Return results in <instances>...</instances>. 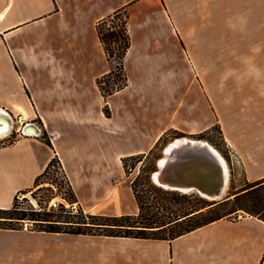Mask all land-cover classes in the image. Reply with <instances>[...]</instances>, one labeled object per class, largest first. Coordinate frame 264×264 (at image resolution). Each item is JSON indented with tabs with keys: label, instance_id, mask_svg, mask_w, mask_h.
<instances>
[{
	"label": "crops",
	"instance_id": "crops-1",
	"mask_svg": "<svg viewBox=\"0 0 264 264\" xmlns=\"http://www.w3.org/2000/svg\"><path fill=\"white\" fill-rule=\"evenodd\" d=\"M200 1L208 3V15L217 2ZM250 1L264 7V0ZM120 9L130 11L132 46L125 59L132 54L134 63L146 65L154 52L166 51L165 39L160 46L146 42L153 33L171 28L169 16L158 12V0H0V130L7 120L4 113L15 108L28 117L37 115L53 146L39 143L38 151L37 139L24 138L0 150L1 209H10L18 194L30 192L55 156L85 212L108 207L112 140L123 146L125 132L112 135L111 119L99 100L96 80L109 70L103 71L96 56V45H102L96 26ZM41 71L77 84L80 92L59 84L48 92L41 85ZM79 77L90 79L89 87L79 84ZM69 95L86 102H62ZM53 99L57 106H42ZM169 130L145 143L134 136L135 148L122 151L119 160L150 151ZM229 144L233 147L235 140L230 138ZM137 213L138 207L106 215ZM0 264H264V221L251 215L222 219L172 241L0 229Z\"/></svg>",
	"mask_w": 264,
	"mask_h": 264
},
{
	"label": "rangeland",
	"instance_id": "rangeland-1",
	"mask_svg": "<svg viewBox=\"0 0 264 264\" xmlns=\"http://www.w3.org/2000/svg\"><path fill=\"white\" fill-rule=\"evenodd\" d=\"M158 2V12L169 16L171 28L167 33H153L146 42L149 45H159L165 39L166 51L154 52L146 58L147 64L140 66L132 61L130 54L124 60L127 86L106 99L98 86L102 76L96 80L104 114L111 119L112 135H118L120 130L125 134L121 135L124 136L121 140L124 142L123 146L119 139L112 140L109 205L103 209H87L85 214L106 215L113 211L127 212L137 208L130 184L138 171L130 177L126 176L119 155L122 151L135 148L134 136L141 137L144 143L149 142L155 133L164 128L183 133L189 139L204 140L223 156L230 170L229 190L218 201L226 200L239 192L247 183L263 179L260 178L264 175L263 4L250 0H217L208 8L211 19L207 18L209 15L205 5L208 3L205 1ZM248 4L252 7H248ZM126 10L130 17L129 9ZM59 46L66 45L51 47ZM56 51L57 49L52 53L57 57ZM96 52V56L101 57L103 71L109 70V73L119 64L117 58L108 59L103 45H96ZM38 73L43 75L41 85L48 92L55 89L56 84L80 92L77 84L72 85L66 79L56 80L48 72ZM79 79V84L89 87L90 79ZM116 83L118 87L120 82ZM62 102L76 105L86 102V99L73 100L69 95ZM58 103V100L53 99L51 104L44 101L42 106L53 108ZM6 112L12 118L13 127L7 137L0 139V150L12 147L24 138H34L37 139V142H33L34 147L41 151L39 143L46 144L50 138L38 116L22 115L15 108ZM31 123L40 128L38 137L24 135V125ZM214 126H219L218 130L213 129L206 139L196 136ZM173 137L172 133L168 140ZM177 138L182 137H174L168 144ZM230 138L235 140L233 147L229 144ZM168 144L163 147L161 157ZM68 181L62 167L56 163L50 174L41 179L38 187L35 182L30 192L20 195V208L29 210L36 206L50 211L49 203L53 200L63 205L65 198L69 197ZM156 187L161 188L158 185ZM175 192L179 195L194 194L190 201L196 204L199 197H202L195 192ZM163 198L168 200L171 196ZM70 205L69 210L74 209L77 213L78 204ZM187 205L189 201L184 202L182 207ZM100 210L101 214H95ZM247 215L249 214L244 210H237L228 218L238 219ZM11 226L36 231L42 229L31 221Z\"/></svg>",
	"mask_w": 264,
	"mask_h": 264
},
{
	"label": "trees",
	"instance_id": "trees-1",
	"mask_svg": "<svg viewBox=\"0 0 264 264\" xmlns=\"http://www.w3.org/2000/svg\"><path fill=\"white\" fill-rule=\"evenodd\" d=\"M129 22L127 10L120 9L102 19L96 26L98 37L108 59L117 58L119 60V64L98 81V86L105 99L127 86L124 60L132 46ZM117 81L120 82L118 87H116ZM218 128L219 126H214L196 136L206 139L213 129L218 130ZM172 133L174 137L185 136L171 129L158 140L150 151L122 158L126 176L130 177L132 173L138 171L130 184L138 207L137 214L120 216L85 214L80 205H78L77 213L74 209L65 210L64 208L58 212L45 208L40 211L34 208L25 210L20 208L19 199L20 195L25 194L24 192L15 197L10 209L0 208V229L19 230L22 228L11 225L31 221L42 227L38 231L47 233L172 241L213 222L228 219L237 210H244L249 215L264 221V178L254 183H247L239 192L232 194L226 200L209 201L199 197L197 204L190 201L195 196L194 194L179 195L175 191H166L156 187L151 176L157 170L159 159L162 158L163 147L174 139L173 137L168 140ZM46 144L53 147L50 140ZM56 163L62 167L60 160L55 156L46 170L36 179L37 187L41 179L50 174ZM67 186L69 197L65 200L72 205L77 204L78 198L70 181ZM163 196H171V199L166 200ZM186 201H189V205L182 207ZM178 205L181 207H176ZM77 216L80 217L77 218ZM62 218L65 219L62 220ZM7 224L10 226H5Z\"/></svg>",
	"mask_w": 264,
	"mask_h": 264
},
{
	"label": "water",
	"instance_id": "water-1",
	"mask_svg": "<svg viewBox=\"0 0 264 264\" xmlns=\"http://www.w3.org/2000/svg\"><path fill=\"white\" fill-rule=\"evenodd\" d=\"M186 139L194 140L186 137L175 139L184 140V143L180 147L173 148L170 153L166 151L170 145L168 144L151 179L156 185L166 190L181 192L180 190L188 191L200 188L207 195L214 197L222 191L224 176L223 173L210 175L209 171L212 167L219 169L221 166L211 149L200 144L201 140H194L195 143H193ZM164 158H168L169 161L166 165H161ZM163 184L168 185L169 188Z\"/></svg>",
	"mask_w": 264,
	"mask_h": 264
},
{
	"label": "bare ground",
	"instance_id": "bare-ground-1",
	"mask_svg": "<svg viewBox=\"0 0 264 264\" xmlns=\"http://www.w3.org/2000/svg\"><path fill=\"white\" fill-rule=\"evenodd\" d=\"M3 113V112H2ZM4 115H6V118L7 120H5L6 124H5V127L0 130V139L2 138H5L7 137L11 131H12V127H13V121L12 119L10 118V115H7L4 113ZM10 128V130H9ZM26 134H31V135H39L40 134V129L38 128H32V129H29L27 131H24ZM39 133V134H38ZM187 141H190V142H194V140H188L186 139ZM184 143V140H175L173 142L170 143L169 147H167V150L169 153L172 151L173 148L175 147H180L182 144ZM200 144L201 145H205V146H208L211 151L213 152L215 158L218 160V164L221 166V168H211V170L209 171L210 175H220L223 173V188H222V191L218 194H216L214 197H211L210 195H207L206 193H204L200 188L198 189H194V190H186V191H183V190H180L182 193H189V192H195V193H198L200 196H202L203 198L207 199V200H213V199H220L224 196L227 195V191L229 190V180H230V170H229V167H228V164L227 162L225 161V159L223 158V156L220 154V152L215 149L213 146H211L210 143L204 141V140H201L200 141ZM168 158H164L162 161H161V165H166V163L168 162ZM156 179H157V176H156ZM221 183V180L219 181ZM165 187H168V185L166 184H163ZM169 188V187H168ZM176 189V188H174ZM218 201V200H217Z\"/></svg>",
	"mask_w": 264,
	"mask_h": 264
},
{
	"label": "built area",
	"instance_id": "built-area-1",
	"mask_svg": "<svg viewBox=\"0 0 264 264\" xmlns=\"http://www.w3.org/2000/svg\"><path fill=\"white\" fill-rule=\"evenodd\" d=\"M9 115V114H8ZM10 118H11V116H10ZM12 119V118H11ZM27 127H36V128H39L36 124H25V126H24V131H26V128ZM40 129V128H39ZM39 134V133H38ZM24 135L25 136H28L25 132H24ZM65 202L63 203V205H62V203H60V202H58V201H55V200H53V201H51L50 203H49V209L50 210H55V211H58V210H60V209H62V208H64L63 206H65L66 207V209L65 210H69L70 208H71V205H70V203L69 202H67L66 200H64ZM35 206V205H34ZM34 210H36V211H40L41 209H38L36 206L34 207Z\"/></svg>",
	"mask_w": 264,
	"mask_h": 264
}]
</instances>
